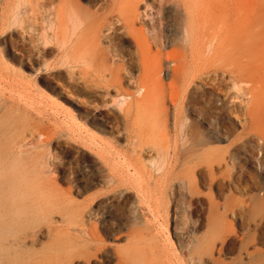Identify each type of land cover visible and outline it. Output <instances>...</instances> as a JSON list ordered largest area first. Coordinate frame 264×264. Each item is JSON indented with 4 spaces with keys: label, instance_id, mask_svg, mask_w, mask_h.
<instances>
[{
    "label": "rangeland",
    "instance_id": "obj_1",
    "mask_svg": "<svg viewBox=\"0 0 264 264\" xmlns=\"http://www.w3.org/2000/svg\"><path fill=\"white\" fill-rule=\"evenodd\" d=\"M106 1L0 0V264L34 260L41 245L50 254L60 253L54 242L63 238L59 227L74 226L65 218L67 195L85 203L106 244L98 259L105 260L107 253L108 264L115 259L114 248L131 239L170 251L173 264H258L264 258L262 210L233 206L230 194L247 202V195L264 193L263 91L256 87L253 96L246 89L249 81L219 74L195 81L181 105L186 120L180 112L175 121V109L164 95L171 61L163 57L146 109L159 115L165 109L170 162L176 136L178 170L165 173L158 167V132L153 144H134L133 126L125 121L126 101L139 94L130 38L103 32L95 44L106 50L109 62L119 64L120 87L96 80L76 62L77 53L90 45L70 43L66 50L55 40L58 6L80 8L90 21ZM227 1L233 16L252 21V29L264 34V0ZM152 3L143 0L139 11ZM163 15L165 50L178 48L183 16L166 7ZM60 21L64 35L73 38L75 16L64 11ZM152 22L157 29L156 18ZM254 54L261 59L264 43ZM255 67L250 69L256 72ZM210 156L215 176L208 173ZM215 213L221 214L216 223L223 227L217 237L210 224ZM169 263L162 255V264Z\"/></svg>",
    "mask_w": 264,
    "mask_h": 264
},
{
    "label": "bare ground",
    "instance_id": "obj_2",
    "mask_svg": "<svg viewBox=\"0 0 264 264\" xmlns=\"http://www.w3.org/2000/svg\"><path fill=\"white\" fill-rule=\"evenodd\" d=\"M142 1L108 0L97 7L96 12L93 14L96 18L90 21H85V18H82L78 11L80 8L67 9L64 6H58L56 8L57 20L54 37L58 45L66 50L69 49L70 43L73 46L82 41L85 45H90L87 50L77 53L76 62L86 66L85 72L90 73L96 80H103L108 85L118 87H120L118 81L124 73L120 72L119 64L115 61L109 62L106 50L98 48L95 44L103 32L107 36L119 32L130 38L134 47L133 51H130L132 58L134 57L131 66H135L137 70L134 79L139 94L137 96L131 94L129 100L126 101L127 104L123 107L126 124L128 123L130 126L132 124L133 126L130 127L132 134L129 133V135L132 137L131 140L134 141V144L135 141L142 144L141 142L144 141L151 142L158 139L162 152L158 167L169 174L177 169L176 136H174L172 148L174 157L170 162L167 160L170 141H167L165 129L166 117L163 116L165 115V109L163 108L161 115L155 111L148 113V109H146L151 81L152 79L160 81L159 74L163 57L171 61L170 81L167 83L168 90L163 94L169 97L175 109L174 120H177L180 112L183 113V119L186 120L187 114L184 110H181V105L185 100L184 96L187 88L195 81L219 74L221 77L228 76L235 81H249L246 89L253 96L257 95L256 87L259 92L263 91L262 94H264V66L260 69L264 64V55L260 59L254 54L257 47L264 43V34L261 28L252 29V21L245 23L241 17L233 16L230 9L231 4L227 0H152L153 3L145 4L144 11L140 12L138 5ZM165 7L171 8L183 16L181 46L170 50H165L167 37L162 33L164 24L163 9ZM64 11H68L75 16L76 25L74 27L76 29L73 38L64 35L60 21ZM97 11H99V14H95ZM153 18L157 20V29L152 22ZM94 21V28L89 31L88 26ZM146 23H149L148 27L145 26ZM244 56H246V59L242 58ZM254 66L258 69L256 72L250 69ZM176 81L181 82V87L176 84ZM156 131L158 136L154 140L152 136ZM100 150L103 151V148ZM214 159L210 156L208 173L211 176L216 175L212 170ZM220 161L221 159L216 162L219 163ZM224 173V171H220L219 176L224 177ZM187 185L188 188L191 187L192 182L188 180ZM246 198L247 202L245 198L230 194L233 206L242 207L245 205L247 207L251 205L252 209L262 210L258 222L264 223V193H252L247 195ZM66 201L68 211L65 212V218L66 221L72 222L74 226L59 227L63 238L61 240H58L60 237L55 238L54 242L57 246H60V253L50 254L45 250V246L41 245V250L34 260L29 259L26 263L17 260L15 264H74V261H76V264H92L94 260L97 261L95 264H108L106 263L109 260L107 253L104 254L105 260L98 259V255L106 249V244L96 224H93L89 216L86 215L85 203L76 202L71 195H67ZM148 205L150 207V204ZM219 215L221 214L215 213L214 220L212 219L210 223L214 225L212 234H215L216 237L223 233V227L216 223ZM70 228L75 230L76 233H71ZM140 242L131 239L125 245L115 247V259L112 264H162V255L169 258V264L174 263L171 261L170 254H167L170 251L165 249L167 252L163 253L164 249H160L156 243L148 244L146 247L141 245ZM144 249L148 252V258L143 260L142 251ZM258 264H264V258H260Z\"/></svg>",
    "mask_w": 264,
    "mask_h": 264
}]
</instances>
